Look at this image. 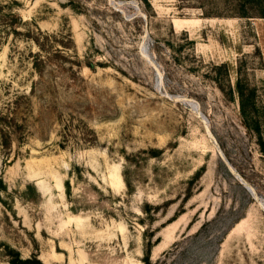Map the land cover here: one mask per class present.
<instances>
[{
	"label": "rangeland",
	"instance_id": "374dc122",
	"mask_svg": "<svg viewBox=\"0 0 264 264\" xmlns=\"http://www.w3.org/2000/svg\"><path fill=\"white\" fill-rule=\"evenodd\" d=\"M261 136L264 0H0V264H264Z\"/></svg>",
	"mask_w": 264,
	"mask_h": 264
},
{
	"label": "trees",
	"instance_id": "16d2710c",
	"mask_svg": "<svg viewBox=\"0 0 264 264\" xmlns=\"http://www.w3.org/2000/svg\"><path fill=\"white\" fill-rule=\"evenodd\" d=\"M238 91L240 93L241 107H242L243 113L247 117V115H248L247 114V107H248L250 101H251V103L253 102L252 99H253V95L254 94H251V95L247 96L245 90L243 88H241V87H239ZM253 105H254V102H253ZM258 127H260V125ZM260 145L262 146V151L264 152V143L262 141V136H261V140H260Z\"/></svg>",
	"mask_w": 264,
	"mask_h": 264
}]
</instances>
